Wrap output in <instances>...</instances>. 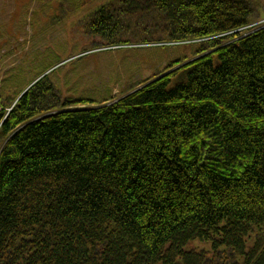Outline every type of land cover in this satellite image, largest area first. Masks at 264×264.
Instances as JSON below:
<instances>
[{
  "label": "trees",
  "instance_id": "1",
  "mask_svg": "<svg viewBox=\"0 0 264 264\" xmlns=\"http://www.w3.org/2000/svg\"><path fill=\"white\" fill-rule=\"evenodd\" d=\"M255 1L108 2L91 37L189 41L197 57L94 108L71 109L88 99L47 74L62 61L0 98V264H264Z\"/></svg>",
  "mask_w": 264,
  "mask_h": 264
},
{
  "label": "rangeland",
  "instance_id": "2",
  "mask_svg": "<svg viewBox=\"0 0 264 264\" xmlns=\"http://www.w3.org/2000/svg\"><path fill=\"white\" fill-rule=\"evenodd\" d=\"M113 1L0 0V98L17 88L25 90L34 73L52 61H62L47 74L66 97L88 99L71 109L94 108L107 98H121L175 61L186 58L189 63L197 57L192 52L200 44L189 41L159 44L141 33L137 41L110 47L101 38L91 37L85 31L86 21ZM254 5L257 13L247 27L249 32L264 26V0ZM4 143L0 140V148Z\"/></svg>",
  "mask_w": 264,
  "mask_h": 264
}]
</instances>
